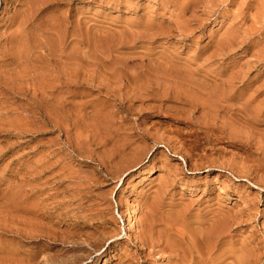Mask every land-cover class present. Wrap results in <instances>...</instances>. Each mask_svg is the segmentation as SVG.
<instances>
[{"label":"rangeland","instance_id":"obj_1","mask_svg":"<svg viewBox=\"0 0 264 264\" xmlns=\"http://www.w3.org/2000/svg\"><path fill=\"white\" fill-rule=\"evenodd\" d=\"M0 264H264V0H0Z\"/></svg>","mask_w":264,"mask_h":264},{"label":"bare ground","instance_id":"obj_2","mask_svg":"<svg viewBox=\"0 0 264 264\" xmlns=\"http://www.w3.org/2000/svg\"><path fill=\"white\" fill-rule=\"evenodd\" d=\"M38 205H39V204H38ZM56 205H57V204H56ZM51 207H52V206H51ZM54 207H55V206H54ZM37 208H39V207H37ZM40 210H41V209H40ZM134 211H135V210H134ZM44 212H45V211H44ZM135 212H136V211H135ZM37 213H38V212H37ZM39 214H41V213H39ZM46 214H47V213H46ZM46 214H45V215H46ZM48 215H49V212H48ZM51 215H52V214H51ZM66 215H67V214H66ZM46 216H47V215H46ZM49 216H50V215H49ZM62 216H63V215H62ZM67 216H68V215H67ZM39 217H40V216H39ZM45 218H46V217H45ZM71 218H72V217H71ZM48 220H49V218H48ZM51 222H52V221H51ZM39 224H40V223H39ZM39 226H40V225H39ZM42 227H43V226H42ZM45 227H46V226H45ZM38 228H40V227H38ZM43 228H44V227H43ZM39 230H40V229H39ZM39 230H38V231H39ZM46 232H50V231H46ZM16 233H17V232H16ZM39 234H40V232H39ZM46 234H47V233H46ZM49 234H50V233H48L47 236H49ZM21 235H22V234H21ZM41 235H44L43 232L41 233ZM41 235H40V236H41ZM53 235H54V234H53ZM53 235H52V236H53ZM59 235H60V234H59ZM63 235H64V234H63ZM24 236H25V235H24ZM65 236H66V235H65ZM38 237H39V236H38ZM41 237H42V236H41ZM27 238H28V237H27ZM35 239H36V238H35ZM50 239H54V238H50ZM55 240H56V239H55ZM42 241H43V240H42ZM72 241H73V240H72ZM164 242H166V241H164ZM172 242H173V241H172ZM38 243H39V242H38ZM76 243H77V242H76ZM92 243H93V242H92ZM41 244H42V243H41ZM42 245H43V244H42ZM49 245H50V244H49ZM75 245H76V244H75ZM84 245H85V244H84ZM94 245H95V244H94ZM81 246H82V245H81ZM172 246H173V245H172ZM172 246H171V247H172ZM39 247H40V245H39ZM78 247H79V246H78ZM86 247H87V246H86ZM74 248H75V247H74ZM79 248H80V247H79ZM92 248H93V247H92ZM42 249H43V248H42ZM172 249H174V251H175L176 248H172ZM36 250H37V249H36ZM43 251H44V250H43ZM171 251H172V250H171ZM35 254H37V253H35ZM38 255H39V254H38ZM69 255H70V254H69ZM66 257H67V256H66ZM67 258H68V257H67ZM67 258H66V259H67ZM196 258H197V257H196ZM54 259H55V258H54ZM192 259H193V257H192ZM122 260H123V259H122ZM82 261H83V260H82ZM53 263H54V262H53ZM67 263H68V262H67Z\"/></svg>","mask_w":264,"mask_h":264}]
</instances>
